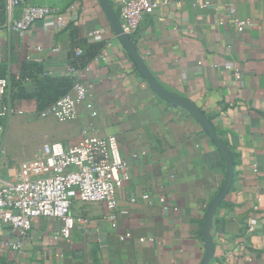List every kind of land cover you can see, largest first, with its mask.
I'll list each match as a JSON object with an SVG mask.
<instances>
[{
    "label": "crops",
    "instance_id": "crops-1",
    "mask_svg": "<svg viewBox=\"0 0 264 264\" xmlns=\"http://www.w3.org/2000/svg\"><path fill=\"white\" fill-rule=\"evenodd\" d=\"M27 1L60 10L65 27L58 30L49 19L23 37L4 39L0 76L11 85L0 108L9 104L14 113L3 121L0 178L16 182L19 165L44 143L73 146L94 136L118 139L130 175L119 190L115 220L104 204L75 197L72 215L87 220L84 229L63 239L60 221L37 218L21 252L10 247L15 235L7 229L0 264H201L206 210L226 177L221 150L196 118L155 94L98 0ZM109 1L117 11L122 0ZM166 1L143 19L132 41L158 83L209 119L235 166L213 220L210 264H264V0H207V7ZM231 8L252 28L239 32ZM95 31L100 35L91 37ZM31 66L86 84L92 109L79 105L72 122L41 118L36 85L23 79ZM19 83L30 97H13Z\"/></svg>",
    "mask_w": 264,
    "mask_h": 264
},
{
    "label": "built area",
    "instance_id": "built-area-1",
    "mask_svg": "<svg viewBox=\"0 0 264 264\" xmlns=\"http://www.w3.org/2000/svg\"><path fill=\"white\" fill-rule=\"evenodd\" d=\"M183 1L178 0V3ZM196 1L203 7L209 5L207 0ZM168 4L166 0H122L117 13L124 33L134 40L143 19ZM230 15L239 32L252 28V21L236 17L235 8H231ZM49 19H54L58 30L65 27L63 14L54 7L32 4L27 0H0V64L7 35L15 33L23 37L37 22ZM98 35L100 31L90 33L91 37ZM81 53L79 49L76 50L77 55ZM225 68L233 70L237 79L241 78L240 71L232 65ZM71 73L80 76V72L75 69ZM10 85L9 77L0 78V103L7 99ZM88 97L87 85L78 80L71 93L49 106L39 116L54 117L60 122L75 121L78 106L87 104ZM87 108L92 109V105L87 104ZM13 113L9 104L5 103L0 108V147L5 135L3 121ZM96 115L93 113V116ZM2 165L8 167L9 163L4 160ZM129 170L115 136L85 137L73 146L59 142L44 143L32 161L19 165L16 182L0 178V250L4 246L3 236L8 229L15 235L10 247L21 252L33 221L37 218L60 221L58 237L63 239L70 238L79 226L84 229L87 220L72 215L75 197L84 204H104L111 213L109 219L115 220L118 193L129 178ZM143 200H149V196L144 195Z\"/></svg>",
    "mask_w": 264,
    "mask_h": 264
},
{
    "label": "water",
    "instance_id": "water-1",
    "mask_svg": "<svg viewBox=\"0 0 264 264\" xmlns=\"http://www.w3.org/2000/svg\"><path fill=\"white\" fill-rule=\"evenodd\" d=\"M98 1L112 27L114 34L124 46L126 52L131 57L132 61L134 62L142 76L145 78L151 89L155 92V94L166 103L173 105L174 107L182 108L187 111L191 116L196 118L200 122V124L207 130L213 141L221 150L226 160L227 170L225 181L219 193L214 197V199L210 202L209 206L207 207L204 223L201 230L202 241L205 245V253L201 264H210L215 254V243L211 235L213 220L215 215L217 214L218 208L221 206V204L229 194L234 179L235 166L232 155L225 147L221 139H219L209 119L192 102L187 99H183L177 95H174L173 93L164 89L158 83V81L155 79V77L152 75L151 71L147 67L144 60L139 55L132 39L124 33V29L122 27L119 15L117 11L113 8L111 2L109 0Z\"/></svg>",
    "mask_w": 264,
    "mask_h": 264
},
{
    "label": "trees",
    "instance_id": "trees-1",
    "mask_svg": "<svg viewBox=\"0 0 264 264\" xmlns=\"http://www.w3.org/2000/svg\"><path fill=\"white\" fill-rule=\"evenodd\" d=\"M73 66L76 67L77 64H74ZM28 70L30 71L24 75L23 79L29 78L35 83L36 93L33 96L39 103L38 110L40 112H43L49 106L71 93L78 81L76 79L73 80L72 78L66 77L47 76L39 67L31 66ZM0 78L4 77L0 76ZM13 97L19 99L30 97V95L25 93V89L22 87L21 83H19L17 85V91H14L13 93Z\"/></svg>",
    "mask_w": 264,
    "mask_h": 264
}]
</instances>
